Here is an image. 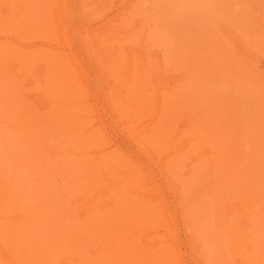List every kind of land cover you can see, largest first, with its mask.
Returning a JSON list of instances; mask_svg holds the SVG:
<instances>
[{
    "label": "rangeland",
    "instance_id": "1",
    "mask_svg": "<svg viewBox=\"0 0 264 264\" xmlns=\"http://www.w3.org/2000/svg\"><path fill=\"white\" fill-rule=\"evenodd\" d=\"M263 112L264 0H0V264H264Z\"/></svg>",
    "mask_w": 264,
    "mask_h": 264
},
{
    "label": "bare ground",
    "instance_id": "2",
    "mask_svg": "<svg viewBox=\"0 0 264 264\" xmlns=\"http://www.w3.org/2000/svg\"><path fill=\"white\" fill-rule=\"evenodd\" d=\"M158 3H159V2H158ZM16 4H17V1H16ZM16 8H17V7H16ZM12 9H13V7H12ZM147 9H148V8H147ZM177 13H178V12H177ZM30 14H31V13H30ZM150 16H151V15H150ZM29 17H30V16H29ZM182 17H183V16H182ZM33 21H34V20H33ZM8 22H9V21H8ZM44 24H45V23H44ZM54 24H55V23H54ZM174 31H175V30H174ZM177 31H178V30H177ZM184 32H185V31H184ZM46 33H47V32H46ZM49 33H50V32H49ZM251 38H252V37H251ZM249 42H250V41H249ZM163 44H164V43H163ZM189 50H190V49H189ZM40 56H41V54H40ZM45 56H46V55H45ZM56 57H57V56H56ZM173 57H174V56H173ZM182 59H183V58H182ZM55 65H56V64H55ZM239 66H240V65H239ZM156 67H157V66H156ZM227 68H228V67H227ZM235 69H236V68H235ZM54 71H55V70H54ZM55 72H56V71H55ZM242 72H243V71H242ZM227 74H228V73H227ZM230 74H231V73H230ZM144 77H145V76H144ZM217 77H218V76H217ZM198 80H199V79H198ZM242 80H243V79H242ZM251 80H252V79H251ZM188 81H189V80H188ZM259 81H260V80H259ZM233 83H234V82H233ZM236 83H237V82H236ZM236 83H235V85H236ZM253 84H254V83H253ZM208 85H209V84H208ZM235 85H234V86H235ZM20 86H21V85H20ZM238 86H239V85H238ZM249 86H250V85H249ZM255 86H256V85H255ZM144 88H145V87H144ZM223 88H224V87H223ZM220 89H221V87H220ZM219 91H220V90H219ZM230 91H231V90H230ZM244 91H245V90H244ZM251 91H252V90H251ZM260 91H261V90H260ZM224 93H225V92H224ZM241 93H242V92H241ZM247 93H248V92H247ZM254 94H255V93H254ZM145 95H146V94H145ZM220 95H221V94H220ZM229 95H230V94H229ZM241 95H242V94H241ZM241 95H240V96H241ZM233 96H234V95H233ZM238 96H239V95H238ZM253 96H254V95H253ZM177 97H178V96H177ZM228 97H229V96H228ZM234 97H235V96H234ZM172 98H173V97H172ZM183 99H184V98H183ZM192 99H193V98H192ZM252 99H253V98H252ZM171 101H172V100H171ZM182 101H183V100H182ZM191 101H192V100H191ZM235 101H237V99H236ZM248 101H249V100H248ZM197 103H198V102H197ZM202 103H203V102H202ZM236 104H237V102H236ZM3 105H4V104H3ZM219 105H220V104H219ZM257 105H258V104H257ZM238 106H239V104L237 105V108H238ZM248 106H249V105H248ZM70 107H71V106H70ZM188 107H189V106H188ZM233 107H234V106H233ZM249 107H250V106H249ZM255 108H256V107H255ZM77 110H78V109H77ZM214 110H215V109H214ZM262 110H263V108H262ZM230 111H231V110H230ZM242 111H243V110H242ZM246 111H247V109H246ZM248 111H249V110H248ZM52 113H53V112H52ZM84 113H85V112H84ZM223 113H224V112H223ZM223 113H222V114H223ZM253 113H254V112H253ZM263 113H264V112H263ZM251 114H252V113H251ZM256 114H257V113H256ZM55 115H56V114H55ZM139 115H140V114H139ZM59 117H60V116H59ZM219 117H220V116H219ZM262 117H263V116H262ZM85 119H86V118H85ZM85 119H84V120H85ZM179 119H180V118H179ZM32 121H33V120H32ZM39 121H40V120H39ZM211 121H212V120H211ZM254 121H255V120H254ZM82 123H83V122H82ZM187 129H188V128H187ZM153 131H154V129H153ZM251 131H252V130H251ZM155 132H156V131H155ZM151 133H152V132H151ZM46 135H47V134H46ZM234 135H235V134H234ZM20 137H22V136H20ZM47 137H48V136H47ZM191 137H192V136H191ZM65 138H66V137H65ZM243 139H244V138H243ZM65 140H66V139H65ZM245 140H247L246 137H245ZM98 142H99V141H98ZM253 142H254V141H253ZM12 143H13V142H11V144H12ZM232 143H233V142H232ZM246 143H247V142H246ZM248 144H249V143H248ZM248 144H247V145H248ZM253 144H254V143H253ZM1 145H2V143H1ZM8 145H9V143H8ZM13 145H14V144H13ZM80 145H81V144H80ZM55 146H56V145H55ZM261 146H262V145H261ZM11 147H12V145H11ZM247 147L249 148V146H247ZM250 147H251V146H250ZM48 148H49V147H48ZM56 148H57V147H56ZM164 148H165V147H164ZM29 149H30V148H29ZM261 149H262V148H261ZM7 150H8V149H7ZM38 151H39V150H38ZM6 152H7V151H6ZM43 152H44V151H43ZM43 152H42V153H43ZM248 152H249V151H248ZM51 153H52V152H51ZM43 154H44V153H43ZM43 154H42V155H43ZM114 154H115V153H114ZM258 154H259V153H258ZM1 155H2V154H1ZM1 155H0V156H1ZM3 156H4V155H3ZM3 156H2V158H3ZM191 156H192V155H191ZM258 156H259V155H258ZM4 157H5V156H4ZM36 157H37V156H36ZM218 157H219V156H218ZM255 157H256V156H255ZM0 158H1V157H0ZM2 158H1V159H2ZM7 158H8V157H7ZM37 158H38V157H37ZM8 159H9V158H8ZM8 159H7V161H6V159H5V160L2 159V160L4 161V164H5V161H6V163H8V164H9V162H12V161H13L12 159H9V161H8ZM202 159H203V158H202ZM238 159H239V158H238ZM245 159H246V158H245ZM250 159H251V158H250ZM38 160H39V159H38ZM240 160H241V159H240ZM26 161H27V160H26ZM248 161H249V160H248ZM248 161H247V162H248ZM28 162H29V161H28ZM176 163H177V162H176ZM183 163H184V162H183ZM249 163H251V162H248V164H249ZM260 163H261V162H260ZM4 164H1V165L3 166ZM8 164H6V165H8ZM69 164H71V163H69ZM207 164H208V163H207ZM262 164H263V163H262ZM6 165H4V166H6ZM42 165H43V164H42ZM55 165H56V164H55ZM177 165H178V164H177ZM219 165H220V164H219ZM250 165H251V164H250ZM4 166H3V168H4ZM11 166H12V167H11ZM11 166H10V168H12V170H13V167H14V169H15L16 171L18 170V169L15 168V165L12 164ZM47 166H48V165H47ZM252 166H253V165H252ZM6 167H9V165L6 166ZM16 167H18V166H16ZM58 167H60V166L58 165ZM19 168H20V169L17 171V172H19V173H17L16 171L13 170V171H14L13 174H14L15 172H16V173H15L16 175L18 174V176H19L18 179H20V178L22 177V171H21L22 169H21L20 166H19ZM25 168H26V167H24V169H25ZM60 168H61V167H60ZM71 168H72V166H71ZM7 169H9V168H7ZM69 169H70V168H69ZM192 169H193V168H192ZM4 170H5V169H3V171H4ZM196 170H197V169H196ZM50 171H51V170H50ZM127 171H128V170H127ZM10 172H12V171L10 170ZM25 172H27V171L25 170ZM214 172H215V171H214ZM221 172H222V171H221ZM5 173H6V172H5ZM20 173H21V174H20ZM239 173H240V172H239ZM13 174H12V175H13ZM26 174H27V173H26ZM32 174H33V173H32ZM59 174H62V173L60 172ZM6 175H8V174H6ZM10 175H11V174H10ZM10 175H8V176H10ZM33 175L35 176V174H33ZM67 175H68V174H67ZM26 176H27V175H26ZM29 176H30V174H29ZM40 176H41V174H40ZM251 176H252V175H251ZM30 177H31V176H30ZM242 177H243V176H242ZM9 178H10V177H9ZM9 178H8V179H9ZM27 178H28V177H27ZM27 178L23 176V178H21V179L19 180L20 183H22L21 180H24V179L26 180ZM243 178H244V177H243ZM38 180H39V179H38ZM38 180H37V181H38ZM32 181H34V180H32V177H31V182H32ZM39 181H40V180H39ZM248 181H249V180H248ZM15 182H17V181H15ZM26 182H28V181L26 180ZM26 182H25V184H26ZM33 183H34V182H33ZM25 184H23V185L25 186ZM29 184H30V183H29ZM9 185H10V184H9ZM21 185H22V184H21ZM32 185L35 186V185H37V184L35 183V184H32ZM10 186H11V185H10ZM25 187H26V186H25ZM25 187H24V188H25ZM29 187H30V185H29ZM65 187H66V186H65ZM227 187H228V186H227ZM24 188L22 187V188H20V189H21V190H22V189L24 190ZM31 188H32V187H31ZM35 188H36V187H35ZM23 190H22V191H23ZM31 190H32V189H31ZM35 190H37V188H36ZM33 191H34V190H33ZM24 192H25V191H24ZM35 192H36V191H35ZM35 192H34V193H35ZM22 193H23V192H22ZM25 193H26V192H25ZM25 193H24V194H25ZM36 195H38V194H35V196H36ZM16 197H17V196H16ZM36 197H37V196H36ZM105 197H106V196H105ZM37 199H38V198H37ZM28 202H29V201H28ZM129 202H130V201H129ZM118 204H119V203H118ZM216 206H217V205H216ZM194 210H195V209H194ZM140 213H141V212H140ZM53 214H54V213H53ZM75 217H76V216H75ZM113 217H114V216H113ZM72 221H73V220H72ZM214 222H215V221H214ZM126 225H127V224H126ZM199 227H200V226H199ZM76 232H77V231H76ZM232 234H233V233H232ZM84 239H85V238H84ZM208 247H209V246H208ZM204 250H205V249H204ZM211 252H212V251H211ZM211 252H210V254H211ZM208 253H209V252H208ZM204 254H205V253H204ZM255 261H256V260H255ZM246 263H248V262H246ZM256 264H257V263H256Z\"/></svg>",
    "mask_w": 264,
    "mask_h": 264
}]
</instances>
